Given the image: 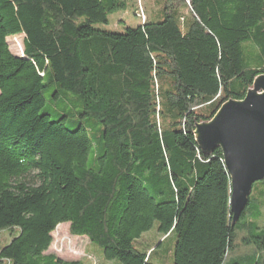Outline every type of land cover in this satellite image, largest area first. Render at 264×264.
Instances as JSON below:
<instances>
[{
	"label": "trees",
	"instance_id": "trees-1",
	"mask_svg": "<svg viewBox=\"0 0 264 264\" xmlns=\"http://www.w3.org/2000/svg\"><path fill=\"white\" fill-rule=\"evenodd\" d=\"M157 1L160 21L110 33L92 25L123 0H0L1 262L83 264L48 253L68 224L106 261L150 264L134 243L157 223L172 264H264V180L233 223L221 153L194 137L264 75V0Z\"/></svg>",
	"mask_w": 264,
	"mask_h": 264
},
{
	"label": "water",
	"instance_id": "water-1",
	"mask_svg": "<svg viewBox=\"0 0 264 264\" xmlns=\"http://www.w3.org/2000/svg\"><path fill=\"white\" fill-rule=\"evenodd\" d=\"M194 137L203 154L221 153L230 178V213L236 223L252 186L264 180V75L254 80L242 101L226 102L209 122L196 125Z\"/></svg>",
	"mask_w": 264,
	"mask_h": 264
},
{
	"label": "rangeland",
	"instance_id": "rangeland-1",
	"mask_svg": "<svg viewBox=\"0 0 264 264\" xmlns=\"http://www.w3.org/2000/svg\"><path fill=\"white\" fill-rule=\"evenodd\" d=\"M125 8L108 16V23L93 24L92 27L101 29L110 33H123L125 28H135L147 17L151 22H158L162 19L161 10L164 6L159 1L155 0H123ZM189 2L185 0L184 4ZM186 5V4H185ZM188 6V5H187ZM179 12L183 15H187V10L182 7H178ZM140 15V17H137ZM144 15V16H143ZM142 20H140V19ZM9 50L12 54L22 56V37H12L7 39ZM259 94L262 92L259 91ZM49 96V94H47ZM62 109V107H59ZM46 111L53 115L57 111L54 104L46 106ZM72 112V108L68 106L63 114L69 115ZM57 118V117H56ZM56 118H53L54 120ZM77 118V117H76ZM75 117H70L66 123V127L69 130H73L76 127L78 120ZM84 123V121H82ZM98 127H92L89 130V136L92 141L98 134ZM98 148L93 144L91 148L90 157L97 154ZM255 188V187H254ZM252 186L251 194L254 191ZM157 223H154L152 229L143 234L141 238L134 243V248L144 251L151 249L150 252H154L150 256V264H172L175 237L174 235L168 238H163L157 231ZM69 225H59L52 233V243L49 247L48 253L53 254L63 261H79L83 264H120L118 261H106L101 254V248L95 244H91L87 238L73 237L69 234ZM17 233L11 230H4L0 232V248L9 244L11 239L16 236ZM2 262L0 261V264Z\"/></svg>",
	"mask_w": 264,
	"mask_h": 264
},
{
	"label": "crops",
	"instance_id": "crops-1",
	"mask_svg": "<svg viewBox=\"0 0 264 264\" xmlns=\"http://www.w3.org/2000/svg\"><path fill=\"white\" fill-rule=\"evenodd\" d=\"M1 264H8V262H6V261H3Z\"/></svg>",
	"mask_w": 264,
	"mask_h": 264
},
{
	"label": "bare ground",
	"instance_id": "bare-ground-1",
	"mask_svg": "<svg viewBox=\"0 0 264 264\" xmlns=\"http://www.w3.org/2000/svg\"><path fill=\"white\" fill-rule=\"evenodd\" d=\"M252 89V88H251Z\"/></svg>",
	"mask_w": 264,
	"mask_h": 264
}]
</instances>
